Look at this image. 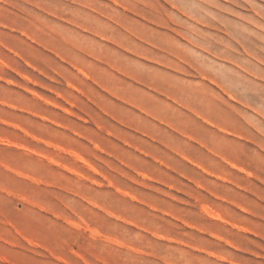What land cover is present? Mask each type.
Segmentation results:
<instances>
[{"label": "rangeland", "instance_id": "374dc122", "mask_svg": "<svg viewBox=\"0 0 264 264\" xmlns=\"http://www.w3.org/2000/svg\"><path fill=\"white\" fill-rule=\"evenodd\" d=\"M0 264H264V0H0Z\"/></svg>", "mask_w": 264, "mask_h": 264}, {"label": "bare ground", "instance_id": "6f19581e", "mask_svg": "<svg viewBox=\"0 0 264 264\" xmlns=\"http://www.w3.org/2000/svg\"><path fill=\"white\" fill-rule=\"evenodd\" d=\"M225 131V130H224ZM209 209V208H208ZM209 213H210V216L212 215V217H216V218H221V215L219 214V213H217L216 211H213V210H211L210 209V211H209ZM93 228V227H92ZM97 230V229H96ZM95 230V231H96ZM98 231H96V233H97ZM99 233V232H98ZM98 235H101V234H98ZM103 236V235H102ZM102 236H99V237H102ZM94 237H96L95 235H94ZM103 238V237H102ZM105 238V237H104ZM111 238V237H110ZM105 240H106V238H105ZM114 240V239H113ZM112 241V240H111ZM121 244V243H120Z\"/></svg>", "mask_w": 264, "mask_h": 264}]
</instances>
